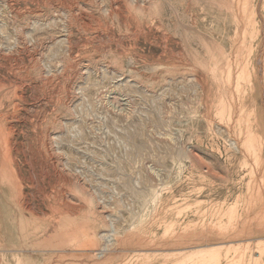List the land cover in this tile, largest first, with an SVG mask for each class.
I'll return each mask as SVG.
<instances>
[{"label": "rangeland", "instance_id": "374dc122", "mask_svg": "<svg viewBox=\"0 0 264 264\" xmlns=\"http://www.w3.org/2000/svg\"><path fill=\"white\" fill-rule=\"evenodd\" d=\"M0 264H264V0H0Z\"/></svg>", "mask_w": 264, "mask_h": 264}, {"label": "bare ground", "instance_id": "6f19581e", "mask_svg": "<svg viewBox=\"0 0 264 264\" xmlns=\"http://www.w3.org/2000/svg\"><path fill=\"white\" fill-rule=\"evenodd\" d=\"M185 254V253H184Z\"/></svg>", "mask_w": 264, "mask_h": 264}]
</instances>
